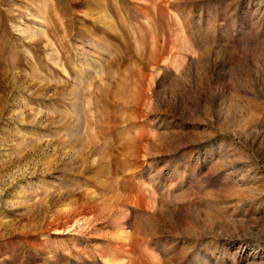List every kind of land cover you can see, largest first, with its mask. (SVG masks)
Wrapping results in <instances>:
<instances>
[{
  "label": "rangeland",
  "instance_id": "1",
  "mask_svg": "<svg viewBox=\"0 0 264 264\" xmlns=\"http://www.w3.org/2000/svg\"><path fill=\"white\" fill-rule=\"evenodd\" d=\"M0 264H264V0H0Z\"/></svg>",
  "mask_w": 264,
  "mask_h": 264
}]
</instances>
